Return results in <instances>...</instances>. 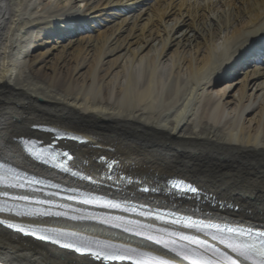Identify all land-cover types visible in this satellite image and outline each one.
<instances>
[{
  "label": "bare ground",
  "instance_id": "bare-ground-1",
  "mask_svg": "<svg viewBox=\"0 0 264 264\" xmlns=\"http://www.w3.org/2000/svg\"><path fill=\"white\" fill-rule=\"evenodd\" d=\"M23 139L59 144L97 185L36 164ZM0 161L114 199L264 230V0H0ZM171 179L200 196L180 195ZM0 264L91 262L0 228Z\"/></svg>",
  "mask_w": 264,
  "mask_h": 264
},
{
  "label": "snow or ice",
  "instance_id": "snow-or-ice-1",
  "mask_svg": "<svg viewBox=\"0 0 264 264\" xmlns=\"http://www.w3.org/2000/svg\"><path fill=\"white\" fill-rule=\"evenodd\" d=\"M34 127L39 128L38 125H34ZM43 130L55 133L57 138L84 142L79 136L70 135L54 128H45ZM22 147L34 159L41 160L46 164L54 162V167L59 168L64 173H69L72 177H79L80 180L85 181L91 179L89 176L72 171L59 160L61 155L71 160L72 157L68 152L61 154L45 152L43 149L38 150V142L29 139L22 140ZM92 182L95 183L94 180ZM167 184L182 196L189 193L199 196V189L190 183L171 179L167 181ZM36 186L58 190L57 192L48 194L52 197H55L58 192L63 191L66 194H70L66 195L65 199H79L80 203L86 205L96 204L100 207L137 213L141 216H151L153 214L151 209L144 211L143 205L140 206V211L137 212L136 206L121 204L112 199L104 200L90 193H78L76 188H62L59 183H52L46 179H38L35 176L29 177L15 168L0 164V188L16 190L15 194L9 191H0V215L16 218H63L78 222L95 221L146 239L173 253L175 257L180 258V261H186L188 264H264V230H253L252 228L239 226L204 224L202 221H194L191 216L179 217L175 213H169L173 217L171 219L172 225L181 224L184 228L195 229L197 232L203 233L205 237H210L212 241H216L219 245H222V250L220 247L209 243L206 239L186 235L183 231H174L166 227L155 228L151 224H139L134 221L125 220L123 217L99 216L95 213L84 212L78 208L69 210L67 205L56 203L52 199H38L26 194L28 192L35 193L40 191L41 189ZM139 191L142 193H154L159 191V189L142 187ZM155 219L163 221L164 217L156 213ZM0 228L6 231L33 236L42 241H50L55 245L64 249H70L88 258L91 264H96V262H99V264H116V262H120V264H174L171 259L154 256L137 248L113 244L106 240L93 239L76 232L33 228L31 226L25 227L23 224L17 223L10 218H0Z\"/></svg>",
  "mask_w": 264,
  "mask_h": 264
},
{
  "label": "rangeland",
  "instance_id": "rangeland-1",
  "mask_svg": "<svg viewBox=\"0 0 264 264\" xmlns=\"http://www.w3.org/2000/svg\"><path fill=\"white\" fill-rule=\"evenodd\" d=\"M42 52H45V50H42Z\"/></svg>",
  "mask_w": 264,
  "mask_h": 264
}]
</instances>
